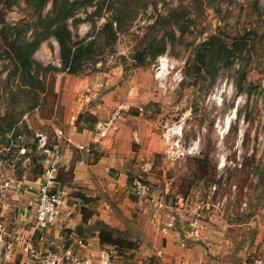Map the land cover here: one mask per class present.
Masks as SVG:
<instances>
[{
  "label": "rangeland",
  "instance_id": "374dc122",
  "mask_svg": "<svg viewBox=\"0 0 264 264\" xmlns=\"http://www.w3.org/2000/svg\"><path fill=\"white\" fill-rule=\"evenodd\" d=\"M60 9L70 15L54 21ZM62 22L72 51L82 47L78 74L61 70L51 31ZM35 36L41 40L28 70L9 43ZM211 37L228 50L211 45ZM160 44L165 50L152 58ZM163 53L172 67L165 91L153 74ZM36 63L52 67L37 75ZM117 109L114 130L88 157L93 164L101 153L109 163L80 184L73 167L86 154L73 148L70 168L60 172L72 212L49 232L29 233L18 183L41 170L43 157L33 146L25 161L19 148L34 145L37 132L52 135L54 125L70 132L75 124L79 132ZM166 123L182 124L186 144L199 136L200 150L177 155L163 138ZM219 156L231 163L218 168ZM135 177L151 185L149 195L132 194ZM77 193L93 212L87 222ZM188 193L210 205L196 238L186 236L187 215L175 204ZM101 221L128 247L101 244ZM210 234L218 239L212 252L202 239ZM69 247L96 264L102 250L112 264H264V0H0V264H67Z\"/></svg>",
  "mask_w": 264,
  "mask_h": 264
},
{
  "label": "built area",
  "instance_id": "2783aa9c",
  "mask_svg": "<svg viewBox=\"0 0 264 264\" xmlns=\"http://www.w3.org/2000/svg\"><path fill=\"white\" fill-rule=\"evenodd\" d=\"M171 60L166 53L159 55L156 62L153 64L154 79L157 82L159 89L165 91L167 88V76L170 73ZM172 79L179 80L178 72L172 75ZM120 111L117 109L112 114L105 118L96 121L90 142H73L71 137L67 135L63 128L55 126L52 130V135L47 132H37L35 140V150L42 155L45 161L41 172V181L37 187V199L35 206V214L33 218V229L40 232H49L51 226L56 223L62 214V209L69 201V193L61 184L58 173L61 165L62 151L65 145H73L78 151L92 156L93 144L101 142L107 137L113 129L117 116ZM182 124L166 123L164 126L163 138L172 144L174 152L177 155L194 154L200 150V137L192 139L187 144L182 141ZM164 140V141H165ZM33 150L26 145L19 148V154L23 155L25 161H29ZM220 162L218 168L224 167L231 161H226L225 156H219ZM145 170L150 169V165L146 164ZM211 190H216V185L211 187ZM130 191L133 195L144 197L151 193V185L139 177H135L131 181ZM199 193V192H197ZM193 193H188L186 196H177L175 204L178 210L184 211L186 218V236L196 238L199 236L202 228L204 210L209 209L210 205L207 202L199 203L200 199L193 200ZM198 196V195H197ZM191 197V198H190ZM43 238V235H40ZM74 244L82 247L81 239H74ZM31 246L28 243L25 247L27 251ZM65 257L68 259L67 264H94L90 256L77 255L76 251L69 247L65 252ZM110 255L107 251L100 252L98 264H110ZM255 264H262L261 258L254 259ZM135 264H144L138 261Z\"/></svg>",
  "mask_w": 264,
  "mask_h": 264
},
{
  "label": "trees",
  "instance_id": "16d2710c",
  "mask_svg": "<svg viewBox=\"0 0 264 264\" xmlns=\"http://www.w3.org/2000/svg\"><path fill=\"white\" fill-rule=\"evenodd\" d=\"M56 5V3H55ZM57 7H55L56 9ZM67 11L65 10H54V21L57 20H62L64 21L70 14L66 13ZM52 20V19H51ZM50 20V22H51ZM50 24H48L47 28L49 27ZM105 27H109L111 28V23H106ZM51 33L55 36V38L58 41L59 44V50H60V60H61V70L69 73V74H78V72L81 70V63H80V59H81V51H82V47H78L77 50L72 51V44L71 42V32L69 30V28L66 26L65 23H59L57 25H55V27L52 29ZM41 37L35 36L32 40H22V41H13L10 42L9 45L10 47H12L15 50V54L18 58V62L20 64L21 67L30 70L32 63H33V53L36 49V47L38 46ZM19 42V43H17ZM211 45L214 46H222V48H224L225 50H228V48L223 45V44H219L218 40L216 41V39L214 37H211L208 41ZM237 43H241V40H236ZM74 45V43H73ZM89 47L91 46V44L89 43L88 45ZM165 50V44H160L157 47H155V49L153 50L151 57L154 58L156 54L158 53H162ZM51 65H40L38 63H36L35 65V73H37V75L40 74H46L50 69H51ZM217 70V67L212 69V72L214 73ZM33 77V76H32ZM82 116V113H79L77 115L76 118V122L79 121V118ZM95 122L91 123V125L88 128H92L94 126ZM36 140V139H35ZM26 145V144H25ZM28 146V145H26ZM34 146L35 149V143L34 145L28 146L29 148H31L33 151L34 149L32 148ZM32 154V153H31ZM23 156V155H22ZM100 154L94 155L93 161H97L99 158ZM32 161L34 162V159L32 158ZM77 196L79 198L82 199L83 204L80 207V213L82 216V220L84 222H87V220L91 217L92 215V211L90 209H88L87 204H88V198L85 197L84 194L82 193H77ZM186 196V195H185ZM102 227L100 226V228H98V233H99V240L101 244H113L116 248H119V250H123L125 248L128 247V243H126V241H124L121 238H114L113 237V230L111 227H109L108 224L104 223L103 221H101ZM38 234V232H37ZM41 239V238H40ZM76 239H80V238H76Z\"/></svg>",
  "mask_w": 264,
  "mask_h": 264
},
{
  "label": "crops",
  "instance_id": "0c3cea01",
  "mask_svg": "<svg viewBox=\"0 0 264 264\" xmlns=\"http://www.w3.org/2000/svg\"><path fill=\"white\" fill-rule=\"evenodd\" d=\"M133 89L134 88L132 87L129 90V93L133 92ZM54 127H55V125H54ZM93 128H94V126L92 128L84 127L82 129V131L80 130L79 132H77V130L75 128V124H74V126H72L70 128V132L64 128L63 129L67 133V135H69L71 137L73 142H86V143H88L91 140ZM113 130H114V127L110 132H112ZM109 135H110V133H109ZM96 144L97 143L93 144L94 150H95V147L98 145V144L97 145ZM73 148L75 149V147L73 145H70V144L65 145V147L63 148L62 156H61V165H60L59 173H58L59 180H60V176H61V173H60L61 168H63L65 170V172H67V170L70 168L69 163H71V158L73 156ZM75 150H77V149H75ZM75 150H74V152H75ZM97 154H100V156H99L97 161H95V162L93 161V164L88 161L89 155H84V159L75 160V165L73 167V169H74L73 170V174H74L73 180L80 182V184H87L91 180L90 179L91 178L90 173H92L94 171H101L109 163L108 161H106L105 156H102L103 154H101V153H97ZM39 161L42 162L39 165L41 167V170L35 176L32 174L33 172L31 174L27 173V174L23 175V178L18 183L19 187L24 188V190H23L24 192H22V194H21L22 197L26 198L25 203H24L25 205L23 208L25 211V214H22L21 218L22 219L26 218L27 220L29 219V221H32V222H33V218H34V214H35V206H36V199H37V187L39 185V182L41 181V172H42V169H43L44 164H45L44 159H40ZM88 163H90V164H88ZM60 182H61V180H60ZM64 187L67 189V191L69 193V189H68L69 187L68 186H64ZM69 200H70V197H69ZM27 206H29V207L26 208ZM73 208H74V204H73V206H71V204H69V201H68V204L65 205L62 209V213L65 211V214L68 216L72 212ZM78 214L81 216L80 213H78ZM101 216H102L103 220L108 221L106 216L105 217L103 215H101ZM81 218H82V216H81ZM165 230H166V228H165ZM32 231H35L33 229V226H32V229L29 230V233H31ZM167 231L169 234L168 237L170 239H172L174 235L172 233H169V230H167ZM199 236H201V234H199ZM204 237H207L206 238V240H207L206 249H208V251L212 252V250H214L213 247L217 246V244H215V242H214L215 240H218L217 237H213V235H211V234L207 235V236H203L202 239ZM90 239L91 238H89L88 240L90 241ZM94 239H95V237H94ZM89 241L87 243V246H91V244H93L92 242H89ZM83 247H85L84 244H83L82 248ZM91 249H92L91 253H96L97 247H95V245H93V247ZM166 259L170 260V256L168 255V257ZM96 262L97 261H95V264H96ZM168 262L169 261H167V264H171ZM110 264H112V263H110ZM122 264H124V263H122Z\"/></svg>",
  "mask_w": 264,
  "mask_h": 264
},
{
  "label": "bare ground",
  "instance_id": "6f19581e",
  "mask_svg": "<svg viewBox=\"0 0 264 264\" xmlns=\"http://www.w3.org/2000/svg\"><path fill=\"white\" fill-rule=\"evenodd\" d=\"M232 119V118H231ZM230 119V120H231ZM229 116L224 118L223 124L220 123V120L217 123V127H219V132H222L221 130L224 128L223 131H225L226 127L228 126Z\"/></svg>",
  "mask_w": 264,
  "mask_h": 264
}]
</instances>
